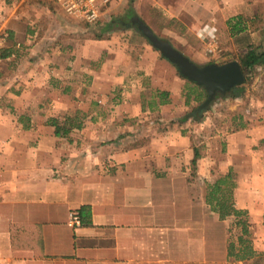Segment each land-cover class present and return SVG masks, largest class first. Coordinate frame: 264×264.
<instances>
[{
    "label": "crops",
    "instance_id": "1",
    "mask_svg": "<svg viewBox=\"0 0 264 264\" xmlns=\"http://www.w3.org/2000/svg\"><path fill=\"white\" fill-rule=\"evenodd\" d=\"M130 1L97 0L98 21L131 17ZM144 3L198 37L208 28L229 39L230 54L264 49V0L134 7ZM0 20L14 45L0 61L12 68L0 80V264H264V97L252 99L259 111L241 115L244 126L209 129L188 112L203 87L135 31L79 16L70 28L56 0H0ZM79 99L81 127L66 124L72 111L50 110ZM228 176L248 232L206 200L209 184Z\"/></svg>",
    "mask_w": 264,
    "mask_h": 264
},
{
    "label": "rangeland",
    "instance_id": "2",
    "mask_svg": "<svg viewBox=\"0 0 264 264\" xmlns=\"http://www.w3.org/2000/svg\"><path fill=\"white\" fill-rule=\"evenodd\" d=\"M57 1V0H56ZM130 7H131V12L133 16H139L145 23H147L153 31L161 38L169 40L172 42V44L178 48L180 51H182L184 54L189 56L193 61L199 63V64H208L212 62H217V63H225L228 61L232 60H238L239 61V55L241 54H230V46H231V41L226 38H216L215 41H208V40H203L202 38L198 37L197 34H195L192 31L186 30L184 27L182 21L178 20L177 18H171L170 15L166 14L165 11H163L160 7H153L150 6L146 3H144L142 6L135 8V0L130 1ZM61 8V6H60ZM61 12L63 13V16L69 17V19L74 20V16L68 13H66L62 8ZM127 12V11H126ZM120 12L117 15H114L115 19L118 20H123L125 21L126 26H118L121 29H123L125 32H134L137 34H140L143 38H145L146 42L149 43V46H151L155 51H158L160 56L163 57V55L160 53L158 49H156L152 44L149 42V40L142 34L138 28L132 24H130L131 19L127 15L129 12ZM72 20V23H68L70 25V28L74 29V21ZM88 24L91 25H96L97 22H89L85 20ZM1 22V20H0ZM231 24L228 23V26ZM55 27V25H52ZM6 28V27H5ZM5 30L8 31L10 37L7 40V42L4 45V49L0 50L1 56L4 58L2 53L5 51V49L12 48L14 50V45L11 43V33L10 31L6 28ZM133 30V31H132ZM97 32V31H96ZM10 44V45H9ZM23 45V44H22ZM30 44L18 46L15 50L19 52H26L25 47H29ZM19 49H22L19 50ZM215 51V53L212 52ZM207 51V53L204 55V58H200L197 56L195 53L197 51ZM259 51L264 50V49H258ZM22 52V53H23ZM229 52V53H228ZM23 53V54H24ZM244 53V52H243ZM13 57L17 56L18 54H12ZM11 55V56H12ZM128 56L125 54H122L120 56V59L122 61V64L126 63L128 60ZM2 59V60H3ZM1 60V61H2ZM65 61V60H64ZM240 62V61H239ZM175 66V65H174ZM176 67V66H175ZM261 67V66H259ZM12 68L10 67V62H6L2 64L1 69H0V80H6L7 77L11 74ZM176 71L179 73V71L176 68ZM29 72L31 76V79L34 81L35 77L40 78V76L37 75L36 70H30ZM64 74L63 77H66L67 80H70L72 78V74ZM180 74V73H179ZM264 69L262 68H257V71L255 73L250 74L249 79L241 84L239 86L238 90H234L230 94L227 95H218L216 99L210 104L209 108L205 112H201L197 110L198 106L200 103H202L205 98L207 97V92L204 89V94L197 101V105H192L189 107L188 112H190V115L195 116L197 115L200 117H204V124L206 123V127L209 129H212L214 127H219V126H228L229 123L233 120L234 116H239L243 115L248 109L252 111H259V108L257 107L258 105H255L252 102V99L254 98H263L264 97ZM27 74H25L26 76ZM181 75V74H180ZM182 76V75H181ZM44 77V75H43ZM183 77V76H182ZM29 78V77H28ZM73 78H74V72H73ZM184 78V77H183ZM85 84H88L89 78L84 75ZM185 79V78H184ZM30 80V78H29ZM256 83V84H255ZM84 85H80L79 88L74 87V92L76 94H81L82 89ZM74 95V94H73ZM201 100V101H200ZM1 105V103H0ZM49 105V104H48ZM47 105V106H48ZM89 106V105H88ZM262 106V105H261ZM87 107V104H85L83 101L80 99L75 101L73 100L72 102V107L71 109L69 108V102L66 104V108H51L50 110L52 112H61L63 111H72L73 116L71 119L67 121L66 124H74L75 122H79L82 119V109L85 110ZM45 109V108H44ZM74 111L76 113L74 114ZM198 111V113H196ZM196 113V114H195ZM63 115V114H62ZM76 116V118H75ZM196 117V116H195ZM238 122V121H237Z\"/></svg>",
    "mask_w": 264,
    "mask_h": 264
},
{
    "label": "water",
    "instance_id": "3",
    "mask_svg": "<svg viewBox=\"0 0 264 264\" xmlns=\"http://www.w3.org/2000/svg\"><path fill=\"white\" fill-rule=\"evenodd\" d=\"M130 24L136 26L152 46L176 66L183 77L206 90L207 97L197 109L201 112L207 111L218 95H227L238 90L246 80L244 70L238 60L202 65L193 61L169 40L159 37L139 16L132 17Z\"/></svg>",
    "mask_w": 264,
    "mask_h": 264
},
{
    "label": "trees",
    "instance_id": "4",
    "mask_svg": "<svg viewBox=\"0 0 264 264\" xmlns=\"http://www.w3.org/2000/svg\"><path fill=\"white\" fill-rule=\"evenodd\" d=\"M114 25L126 26L122 20H118V19H113L112 21L105 23L99 21L97 22V27L101 29L102 28L110 29ZM234 29L236 30L238 29L239 31H242L244 30V27H242V25L239 24L236 25ZM8 54H9V49H5V51H3L2 53L4 57H6ZM239 61L244 70L247 81L250 77V74L255 73L257 71L256 68L257 66L264 65V50L259 51L256 48L249 49L239 55ZM160 97L163 102H166V100H168V92H160ZM243 121L244 119L241 115L234 116L233 120L231 121V123H229V125H233L235 126V128H240L244 126ZM52 124L56 126L58 132L59 129L61 130L62 128H64V126L63 125L61 126V124L57 120H53ZM74 125H76V127H81L83 125V122L82 120L81 122L74 121ZM197 155H196V159H197ZM196 159L194 160V163L196 162ZM234 187H235V183L230 180L229 176L228 178H222L216 183L209 184L206 200L210 205H212V207H214L215 210L220 212L222 217H226L227 215H235L237 217V224L242 226L244 232H248L249 223L244 219V217H242L243 212L241 210H238L234 206V199L232 196Z\"/></svg>",
    "mask_w": 264,
    "mask_h": 264
},
{
    "label": "built area",
    "instance_id": "5",
    "mask_svg": "<svg viewBox=\"0 0 264 264\" xmlns=\"http://www.w3.org/2000/svg\"><path fill=\"white\" fill-rule=\"evenodd\" d=\"M61 8L68 14L82 17L89 22H97L100 17V10L98 8L97 0H57ZM104 4L109 0H101ZM6 28L0 24V50L4 49V45L9 39L10 35ZM200 38L208 41H215L217 36L214 31L204 28L200 32ZM3 57L0 54V61ZM70 216L72 221L80 225V215L77 211H71Z\"/></svg>",
    "mask_w": 264,
    "mask_h": 264
},
{
    "label": "flooded vegetation",
    "instance_id": "6",
    "mask_svg": "<svg viewBox=\"0 0 264 264\" xmlns=\"http://www.w3.org/2000/svg\"><path fill=\"white\" fill-rule=\"evenodd\" d=\"M132 17H134V16H131L130 19H132Z\"/></svg>",
    "mask_w": 264,
    "mask_h": 264
}]
</instances>
